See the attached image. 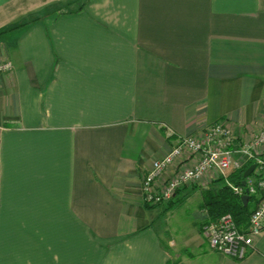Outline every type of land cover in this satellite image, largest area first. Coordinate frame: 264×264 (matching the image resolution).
I'll return each instance as SVG.
<instances>
[{"label": "crops", "instance_id": "0c3cea01", "mask_svg": "<svg viewBox=\"0 0 264 264\" xmlns=\"http://www.w3.org/2000/svg\"><path fill=\"white\" fill-rule=\"evenodd\" d=\"M6 60L0 264H264V230L235 259L203 233V194L202 235H180L141 186L178 136L262 127L264 0H0Z\"/></svg>", "mask_w": 264, "mask_h": 264}, {"label": "built area", "instance_id": "2783aa9c", "mask_svg": "<svg viewBox=\"0 0 264 264\" xmlns=\"http://www.w3.org/2000/svg\"><path fill=\"white\" fill-rule=\"evenodd\" d=\"M11 68V61L0 62V74ZM183 157L190 163L174 165ZM246 164H254L255 168L243 178L245 184L231 180L227 184L236 195L249 196L247 205L251 213L247 221L239 224L231 212L212 218L205 208L207 216L202 226L212 249L243 260L264 230V112L262 127L244 142H238L235 126L227 119L212 124L204 136H178L174 146L154 160L143 175L142 199L150 205L167 204L182 188L199 183L209 185L226 176L228 170H238Z\"/></svg>", "mask_w": 264, "mask_h": 264}, {"label": "trees", "instance_id": "16d2710c", "mask_svg": "<svg viewBox=\"0 0 264 264\" xmlns=\"http://www.w3.org/2000/svg\"><path fill=\"white\" fill-rule=\"evenodd\" d=\"M32 21V20H31ZM30 21L24 22V25L28 24ZM19 26V25H18ZM250 164H246L242 168L238 170H232L228 177L230 180L236 184H241L244 178V173ZM224 177H220L215 179L211 184L207 185V187L201 186L200 189L203 194V208H207L210 216L212 218H216L219 215L231 212L239 224L245 223L251 213V208L249 205H245L241 199L240 195H236L233 189L228 185L224 184L221 186H216L215 183ZM185 188V187H184ZM183 189V188H182ZM181 189V190H182ZM179 192V191H178ZM177 192V193H178ZM184 197V196H183ZM183 197L177 200H171L170 203H177L183 200ZM150 205V204H148ZM158 206V205H151Z\"/></svg>", "mask_w": 264, "mask_h": 264}, {"label": "rangeland", "instance_id": "374dc122", "mask_svg": "<svg viewBox=\"0 0 264 264\" xmlns=\"http://www.w3.org/2000/svg\"><path fill=\"white\" fill-rule=\"evenodd\" d=\"M231 172V170L227 171L226 176H224L223 179L217 181L215 183L216 186H221L224 184H227L230 180L228 177V174ZM202 191L199 188L194 189L192 193V198L190 200H187L185 202H177V203H170L169 209L167 210L165 206H156L151 209H156V211L163 212V222L164 224H167V229L175 228L178 233L179 232H185L187 230L191 231L192 234H200L202 235L200 231V225H199V218L195 216L193 213L195 210H199L198 208V202L202 199ZM254 205L253 201L251 203V207ZM198 208V209H197ZM153 213V212H152ZM192 213V214H191ZM154 214V213H153ZM156 215V214H155ZM203 220V219H202ZM181 233H179L181 235ZM188 233V232H187ZM178 235L176 237V240L178 241V245H182L183 239L181 236ZM199 237V236H198Z\"/></svg>", "mask_w": 264, "mask_h": 264}, {"label": "water", "instance_id": "95a60500", "mask_svg": "<svg viewBox=\"0 0 264 264\" xmlns=\"http://www.w3.org/2000/svg\"><path fill=\"white\" fill-rule=\"evenodd\" d=\"M254 168H255L254 164L250 165L247 168V170L245 171L244 177H247L248 175H250L252 173V171L254 170ZM242 183L245 184V180H243ZM241 199H242V201L244 202L245 205L248 204L249 196L247 194L242 195ZM179 264H185V263H179Z\"/></svg>", "mask_w": 264, "mask_h": 264}]
</instances>
